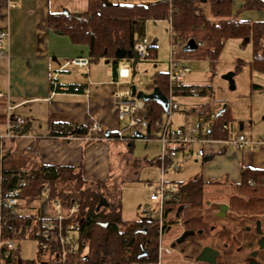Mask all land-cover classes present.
Wrapping results in <instances>:
<instances>
[{
    "label": "crops",
    "instance_id": "crops-1",
    "mask_svg": "<svg viewBox=\"0 0 264 264\" xmlns=\"http://www.w3.org/2000/svg\"><path fill=\"white\" fill-rule=\"evenodd\" d=\"M156 1L158 0H102L106 5H149ZM244 2V0H233L232 12L234 17L239 20L264 22V8L244 9ZM210 4L209 0L204 7L207 10V15L210 14ZM88 9L89 0H0V30L5 28L10 30L9 58L0 59V73L3 77V80L0 81V91L7 94L8 99H0V108H4L8 100V103L14 106L12 112L27 119V125L19 131L23 136L15 141H8V152L22 154L27 150H35L38 159L45 164L74 167L76 170L81 171L82 177L86 181L107 183L115 175V172L112 173V148L114 145L111 144V141L119 139L122 134L129 137L134 134L130 130L128 134H124L126 126H122L121 129L115 131L117 127L112 115L116 112L113 105L111 106L109 103L110 95L113 92L129 89L128 87L125 89L118 87L120 84H128V82H124L125 77L121 76L120 71L125 69L124 72L126 73V69H128L129 76L126 78H129L131 70L128 64L133 66V63L119 61L114 71L112 61V72L107 76H102L99 72L92 70V65H98L99 62L98 59L91 60L90 48L87 44L74 43L69 36L55 32L49 26V16L52 13L83 14ZM155 42L152 43L154 48H156ZM183 46L181 47L182 50ZM75 59H88L89 63L87 66L75 65L72 63ZM183 64L186 65L184 61ZM69 67L70 69H68ZM76 68H78V71L73 74L63 72L75 70ZM185 96L184 93H180V99L178 98V100L188 98ZM190 105L186 106L189 107ZM198 114L199 117L196 116L195 120L211 117L206 105L197 110ZM91 117L99 119L105 132L109 130V134L112 133L113 135L105 134V138L101 140L89 139L86 136L77 134L67 136L50 135L52 124L57 125L54 128L56 132L61 130L58 125L64 124L89 129ZM5 123V117L0 114V128L3 126L0 133L6 132ZM230 124L228 125L229 128ZM148 134L149 130L137 131L135 138L130 140L119 139L122 143L125 142L124 145L115 146L116 157L119 158L120 166H124L127 161L133 163V165L128 166L127 164L126 166V171L129 174L131 172L135 174L142 167L152 165L159 167L156 162L158 156H155L152 160L148 156H135L133 152V147L137 142L151 140L147 136ZM238 134L247 136L246 133L241 131L234 134L231 131L229 138L218 139V142L207 144V154L203 158L197 157L195 154L186 158L181 152L178 159L188 160L194 157L195 161L200 163V168H195L185 175L184 171H179L178 173L181 174L184 181L174 183L179 184L192 179H202L206 183L204 187L205 194V188L213 184H218V187L226 185L231 188L232 186L234 189V186L242 181L241 170L244 166L264 169V144L239 149L228 145L224 141ZM260 136L253 137L250 135L249 138L259 139ZM152 139L159 144L156 139ZM197 147L198 145H194V150ZM211 198L214 199L210 203H205L204 214L206 220L212 222V226H216L212 233H217L223 231L221 227L227 226L228 221L236 222L227 217V213L231 211L229 206L226 210L222 209V206L228 205V203H223L224 199L218 196ZM119 203L120 201L117 204ZM218 204H220V208L217 212L215 208ZM210 207L213 208L208 209ZM236 216L240 218L237 223L244 219L243 221L248 223V226L256 219L255 226L259 227L258 234L260 238L258 243L261 242L259 244L260 249H254L252 242H249L248 251L249 254L251 251V255L254 256L251 264H264V225L261 223V221L264 222V214L259 215L260 218L238 214ZM217 217H219V220ZM168 220L169 223L165 227L164 244H170L172 241L171 244L175 252L171 255L164 254L163 264L165 257L166 263L188 260L183 255L187 246L189 247L188 250L191 248V244L186 240L187 237L182 241L186 244H182V249L175 245L176 238L181 237L183 230L176 236L168 237L167 234V231L170 228L172 229L174 222L183 225L181 217L170 216ZM187 232V230H184L183 237L188 235ZM199 237L203 236L199 235ZM213 243L214 245L209 241L206 244L221 254V251H224L219 248L221 245ZM226 245L227 242L225 241L222 243V248L226 249ZM244 245L245 242L240 243L239 247L236 248L237 253H240L238 260L231 257L227 261L228 257L225 254L222 256L221 264H242L246 257L245 249L242 250L245 247ZM234 249L235 247L232 244L231 247H227L228 256L231 254L230 250ZM202 251L198 254L197 260Z\"/></svg>",
    "mask_w": 264,
    "mask_h": 264
},
{
    "label": "trees",
    "instance_id": "trees-1",
    "mask_svg": "<svg viewBox=\"0 0 264 264\" xmlns=\"http://www.w3.org/2000/svg\"><path fill=\"white\" fill-rule=\"evenodd\" d=\"M244 1V9L264 8L263 0ZM210 3L211 10L207 15L194 4V0H158L149 5H106L102 0H89L86 13L50 14L49 26L53 31L69 36L74 43L87 44L91 60L106 58L113 61L115 71L119 61L134 59L135 32L143 34L146 21L168 19L171 8H174L172 26L181 39V47L193 38L198 46L193 52L215 61L228 39L251 40L255 55L250 65L254 70L264 73V22L235 18L233 0H210ZM155 87L167 95L166 73L155 75L150 88ZM147 103L153 120L163 117L165 109L160 102L150 100ZM232 119L227 106L222 114H216L212 120L208 135L217 139L229 138L231 131L228 125ZM51 127L50 135L53 136H86L88 131L67 124L58 125L61 127L58 132L54 130L57 125L52 124ZM148 130L149 138L157 136L152 130H158L151 126ZM1 162L6 175V188L16 187L19 178L28 180V185L20 194L27 205L40 198L45 185L51 187L50 198L61 199L64 206L70 207L75 202L79 204L77 220L81 228V245L87 248L81 264H151L157 261L159 229L154 226V220L126 221L120 203L116 207H106L103 196L113 197L114 194L105 189L109 182H89L74 167L45 164L38 159L35 150H27L22 154L7 152ZM241 178L242 181L234 186L235 192L228 202L229 209L238 215L256 217L264 214V169L244 166ZM95 184L98 189H94ZM205 184L202 179L181 182L177 184L178 190L168 195L165 201L167 219L170 216L177 217L179 207L184 206L179 216L186 230L203 237L209 235L212 229L204 215ZM36 215L38 209L33 210L30 218L22 217L15 222L27 223ZM143 253L146 254L140 256ZM5 264L36 262L18 257L6 260Z\"/></svg>",
    "mask_w": 264,
    "mask_h": 264
},
{
    "label": "rangeland",
    "instance_id": "rangeland-1",
    "mask_svg": "<svg viewBox=\"0 0 264 264\" xmlns=\"http://www.w3.org/2000/svg\"><path fill=\"white\" fill-rule=\"evenodd\" d=\"M201 8L206 14L207 10L204 9V7ZM144 33L149 38L151 44L156 41V48L151 49V56L148 57V59L139 61L134 58L133 61L129 62L130 64L133 63V66L128 64V67L131 70V75L129 78L124 79V82H128V84H120L118 86L119 88L125 89L127 87L129 88L131 85H137L138 90H143L148 93L152 92L153 89L150 88V86L154 82L155 75L158 73H166L168 71L170 48L172 44L174 46L175 55L179 59H182V64L184 61L186 65H189L192 69L186 76V84L192 87L197 86L196 88L200 91L198 96L194 97L186 95L185 97L188 98L178 100L181 109L173 113L172 122L174 127L183 124L184 115L187 111L190 112L192 120H195L199 117V114L197 115V110L204 105H206L211 117L207 119L203 118L202 120L211 124L221 108L224 105H227L229 107L230 115L234 117V121L230 124V129L233 134L241 131L246 133L247 137H250V135L258 137L264 133V73L254 70L250 65V61H252L255 55L251 40L240 38L228 39L219 54L218 59L212 61L209 57L200 56L199 53L196 52L184 53L182 48L180 49V46L174 45L173 41L180 42L181 39H179L176 32H174L172 36L171 24L168 19L147 21L144 27ZM97 61L99 62L98 65H92L93 71L99 72L102 76H107L112 72L111 60L99 58ZM68 69H70V67ZM75 71H78V68L63 72L66 74H73ZM1 76L0 73V81L3 80V77ZM109 103L112 106L110 99ZM188 104L195 105L187 107L186 105ZM116 115L117 114L113 113L112 119H115V126L117 127L115 131H118L122 126L124 127L129 124L130 118L126 117L121 121ZM163 118L164 120L168 118V113L166 111L163 113ZM2 129L3 126H1L0 130ZM123 133L128 134L129 129L126 127V130ZM124 143L118 138L111 141V144L114 145L112 148V173L115 172V175H113L108 181L109 184L106 185L107 188L105 189L113 191L114 194L113 197L107 195L103 196V204L106 207L112 208L116 207L118 205L117 203L120 201L122 216L124 219L129 221L141 220L145 219L146 215L140 207L149 205L152 208H157L156 203L150 199V195L158 186L160 167L153 165L142 167L137 170L135 174H132V172L129 174V172L126 171V166L127 164L128 166L133 165V163L127 161L124 166H120L118 162L119 158L116 157L115 146L121 144L124 145ZM159 147V144L151 138V140L148 141L137 142L133 147V152L135 156H148V158L152 159L159 155ZM176 162L179 166L178 170L167 169L166 179L169 184L176 181H184V178L178 173L179 171H184L185 175L187 172L195 168H200V163H197L194 157L188 160H181L179 158ZM218 186V184H213L205 188L203 200L204 209H206L205 203H210V201L214 199L211 197L218 196L225 200L223 203H228L232 194L235 192L232 186L231 188L226 185L221 187ZM93 187L98 188L97 185H93ZM219 206L220 204L216 205L215 209L217 212L219 211ZM212 208L210 207L208 209ZM236 215L237 214L233 213V211L228 212L227 217L233 219L236 223L228 221L227 226H222L224 229L221 227L223 231L217 233L214 232L216 233L215 235H213L214 233H212V231H214V227L216 226L213 225L211 226L212 229H210L211 234L206 237H199L198 234H193L189 231L186 233L188 235L183 237L186 227H183L181 223L174 222L172 224V229L170 228L167 231L168 237L176 236L183 230L181 237L176 238L175 245L179 249H182V244H185L182 241L187 237L186 240L191 244V248L188 250L189 247L187 246L183 253L184 257H187L188 260H177L175 262L166 263L165 257L164 264H210L197 260L198 254L202 251L204 246V249L208 247V244L206 243L209 241H211L212 245H214L213 242L220 244L221 246L219 248L224 250L223 252L221 251V254L219 253L217 263L215 264H221L223 259L222 256L225 254L228 257L227 261L231 257L238 260L240 253H237L236 248H238L240 243L243 242H245L244 246L246 248L244 247L242 250L245 249L244 252L246 253V257L242 264H251L254 256L251 255V251L249 254V242H252L254 249H260L259 244H261V242L259 241L258 243L260 238L258 234L259 227L255 226L256 219L249 224L250 226L243 221L244 219H241V222L237 223L240 218ZM217 219L219 220V217H217ZM209 223L213 224L212 222ZM261 223L264 225V222L261 221ZM220 225H222V223H220ZM225 241L227 242V245L226 249H223L222 243ZM171 243L172 241L170 244ZM231 244L235 249L230 250L231 254L228 256L227 247H231ZM37 246L38 243L36 240H22L20 242V253L23 259H34L37 256Z\"/></svg>",
    "mask_w": 264,
    "mask_h": 264
},
{
    "label": "built area",
    "instance_id": "built-area-1",
    "mask_svg": "<svg viewBox=\"0 0 264 264\" xmlns=\"http://www.w3.org/2000/svg\"><path fill=\"white\" fill-rule=\"evenodd\" d=\"M172 2V0H169ZM209 0H194L198 7H205ZM173 11L168 17L171 24L172 36L174 34L172 22ZM174 45L181 47L179 42L173 41ZM201 44V43H198ZM10 30L9 28L0 30V59H8L10 52ZM153 45L145 33L134 34V58L146 60L151 56ZM75 65L87 66L88 59H75ZM121 69L123 77L129 76V71ZM191 67L182 64L174 52L171 44L170 59L168 63V92L169 99L168 118L164 120H153L150 114V105L143 99L132 94L131 87L126 90H117L110 95V101L116 112L118 119L123 121L126 117L130 122L126 127L133 132L132 136L120 135V140H130L136 137L137 131L148 130L151 126L157 131L154 138L160 144V153L156 159L160 167V178L156 190L150 195V199L156 203L157 208L149 205L141 207V210L149 220H154V226L159 229L158 233V257L155 263L163 264L164 254L171 255L175 252L172 244H164L166 224L169 220L165 217L166 198L178 190L175 183H167V169L178 170L176 162L182 152L186 158L195 154L203 158L207 154V144L218 142L208 135L210 124L204 120H192L190 112L185 113L183 124L173 126L172 116L175 111L181 109L178 101L180 93L185 95L198 96L199 90L196 87L186 84V76L191 72ZM8 99V95L0 91V99ZM14 106L8 103L4 108H0V114L5 117L6 132L0 133V264H5L6 260L22 257L20 253V242L25 239L36 240L37 256L33 259L36 264H81L82 259L87 254V248H82L80 223L77 220L79 204L73 203L70 207L64 206L59 198H50L51 187L45 185L38 200L30 205L20 197L21 190L28 185L26 178H19L17 186L6 188V175L2 165V158L8 152L7 141H15L23 135L19 131L27 125V119L12 112ZM87 138L101 140L105 138V129L99 119L91 117L90 126L87 131ZM148 138V137H147ZM221 141V140H220ZM228 145L236 148L248 146H260L264 144V133L259 139H250L245 134H238L228 140H224ZM194 145H198L194 150ZM38 209V215L34 216L27 223H17L22 217L30 218L33 210ZM23 258V257H22ZM28 260V259H27ZM30 260V259H29Z\"/></svg>",
    "mask_w": 264,
    "mask_h": 264
},
{
    "label": "water",
    "instance_id": "water-1",
    "mask_svg": "<svg viewBox=\"0 0 264 264\" xmlns=\"http://www.w3.org/2000/svg\"><path fill=\"white\" fill-rule=\"evenodd\" d=\"M197 42L195 39L191 38L186 42V44L183 46V51L185 52H193L197 49ZM131 91L133 95H136L138 98L143 99L144 101H150V100H156L162 104L165 111H168L169 108V99L167 98L166 94H163L161 90L158 87H155L152 92H145L143 90H138L137 85H131ZM227 108V105H224L221 110L218 112V115L222 114ZM106 135H109V130H106ZM184 206H180L177 212V216L179 217L180 212ZM228 208V205L222 206L223 210H226ZM145 231V230H144ZM193 233V232H191ZM146 253L141 254L140 256H144ZM219 255V252L214 250L211 247H206L202 254L199 255L198 260L208 263H216L217 257Z\"/></svg>",
    "mask_w": 264,
    "mask_h": 264
}]
</instances>
